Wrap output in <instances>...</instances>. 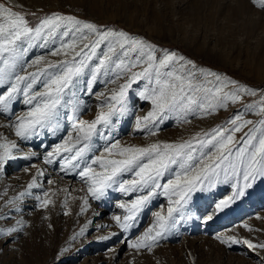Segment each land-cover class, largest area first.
<instances>
[{
  "label": "snow or ice",
  "instance_id": "snow-or-ice-1",
  "mask_svg": "<svg viewBox=\"0 0 264 264\" xmlns=\"http://www.w3.org/2000/svg\"><path fill=\"white\" fill-rule=\"evenodd\" d=\"M252 3L264 9V0H252ZM28 15L15 10L11 0L0 2V114L9 117L8 127L20 141L41 136L45 130L55 135L65 118L70 122L71 130L45 154L44 163L58 162L60 172L79 177L85 192L79 197L81 213L87 210L89 198L100 201L109 190L134 195L127 201L117 202L116 207L124 210L123 216L111 217L122 233L130 234L137 227L140 214L154 198H167L166 212L163 208L153 212L151 225L141 235L135 239L126 235L121 241L130 249L137 253L151 252L184 219V209L195 194L234 181L232 195L215 203L213 214H216L242 198L258 178H264V93L258 102L245 105L250 111L256 110V120L245 119L243 113L237 112L221 124L186 139L156 140L146 145L122 144L114 139L112 129L120 122L119 118L129 112V93L139 81L146 84L136 94L141 100L149 101L151 108L144 116L136 117L135 129L151 136L173 115L178 121L187 122L189 116L210 115L227 107L228 102L236 103L243 95H256V92L122 29L56 12L44 15L33 25ZM49 46H52L51 56L62 59L53 61L38 55L31 62L27 61L33 47ZM29 68L34 70L28 71ZM101 75L106 78L103 81L106 84L117 85L122 78L123 82L107 96L97 94L101 103L94 119H80L83 102L76 99L75 89L85 82L91 93ZM85 77H88L86 81ZM21 97L26 111L12 119L13 105ZM246 127L248 130L237 138L236 134ZM96 137L104 141L102 150ZM18 151L17 141L0 136V172L7 161L37 156L30 150L18 157L14 154ZM37 175L44 177L45 172L39 170ZM53 183L48 181L50 185ZM34 188L42 189L35 177L25 191L6 203L20 212L16 201L32 195ZM63 191L66 206L69 193L67 188ZM55 195L56 190L52 188L42 190L34 197L36 206L47 209L55 203L52 198ZM213 214L205 216L204 222L212 220ZM5 218L0 216V219ZM23 223L18 220L19 227L0 228V234L10 236L21 231ZM87 227H82L76 235H84ZM244 227L254 230L246 224ZM216 239L227 244L243 243L253 251L264 250V242L254 243L235 236H217Z\"/></svg>",
  "mask_w": 264,
  "mask_h": 264
},
{
  "label": "rangeland",
  "instance_id": "rangeland-1",
  "mask_svg": "<svg viewBox=\"0 0 264 264\" xmlns=\"http://www.w3.org/2000/svg\"><path fill=\"white\" fill-rule=\"evenodd\" d=\"M0 2L8 3L9 0ZM11 4L15 10L29 13L27 18L33 25L44 15L56 12L122 29L158 48L175 51L199 68L219 74L222 79L231 78L256 92V95H243L242 100L236 103L228 102L227 107L210 115L189 116L187 122L178 121L173 115L160 124L155 136H151L135 129L136 117L144 116L151 108L149 101L141 100L136 94L146 84V81H139L129 93V112L120 117V122L112 129L114 139L122 144L146 145L156 140L172 142L186 139L198 131L221 124L237 112L243 113L245 119H258L255 109L250 111L245 107L258 102L264 93V9L254 5L252 0H11ZM51 51L52 46L33 47L26 59L31 62L38 55L53 61L62 59L51 56ZM105 79L101 75L91 93L85 82L75 89L76 99L83 102L80 119H94L101 103L97 94L105 93L107 96L112 88L123 82L122 78L117 85L106 84L103 82ZM26 108L21 97L13 105L12 119ZM8 124L9 117L0 114V136L18 143L20 151L14 154L20 157L31 150L37 156L7 161L0 172V216L7 217L0 219V228L19 227L16 222H24L21 231L10 236L0 234V264H260V260L251 253L264 257V250L253 251L243 243L227 244L216 239L217 236H235L254 243L264 242V178H258L242 198L216 214H213L215 203L232 195L234 181L195 194L184 209V219L177 228L162 238L151 252L142 250L137 253L121 241L126 239V235L132 239L141 235L151 225L153 212L161 208L166 212L167 198H154L140 214L137 227L130 234H124L111 217L123 216L124 210L116 207L117 202L127 201L134 195L125 196L109 190L100 201L89 198L87 210L81 213L79 197L85 192L79 177L74 173L60 172L58 162L52 165L44 163L45 154L71 130L66 118L55 135L45 130L43 135L29 141L18 140ZM247 130L246 127L237 133V138ZM96 143L102 150L104 141L96 137ZM25 168L29 170L25 171ZM39 170L45 172L44 177L37 175ZM33 177L42 189L34 188L32 195L16 201L21 208L16 212L6 202L25 191ZM49 180L54 183L48 184ZM49 188L56 190L52 197L55 203L47 209L38 208L35 195ZM65 188L69 193L66 206ZM210 214H213V219L204 222V217ZM245 216L252 218L249 227L254 230L244 227ZM85 225H88L85 234L76 235Z\"/></svg>",
  "mask_w": 264,
  "mask_h": 264
},
{
  "label": "bare ground",
  "instance_id": "bare-ground-1",
  "mask_svg": "<svg viewBox=\"0 0 264 264\" xmlns=\"http://www.w3.org/2000/svg\"><path fill=\"white\" fill-rule=\"evenodd\" d=\"M263 211H264V210H263ZM261 212H262V210L259 211V214H260ZM259 214H258L257 217L260 216ZM253 218H254V220H256L255 217H253ZM244 219H245V220H244L245 224H247V225H249V224L251 225V224H252V223H251V222H252V221H251L252 218H250L249 216H248V217L245 216ZM235 226H236L237 229L240 228V227H237V225H235ZM251 256L255 257L256 259H259V260H260V261H259L260 264H264V257H263V256H257V255H255V254H253V253H251Z\"/></svg>",
  "mask_w": 264,
  "mask_h": 264
}]
</instances>
